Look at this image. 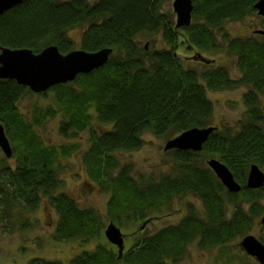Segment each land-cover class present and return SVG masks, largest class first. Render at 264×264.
Wrapping results in <instances>:
<instances>
[{"label":"trees","instance_id":"1","mask_svg":"<svg viewBox=\"0 0 264 264\" xmlns=\"http://www.w3.org/2000/svg\"><path fill=\"white\" fill-rule=\"evenodd\" d=\"M170 1L23 0L0 15V49H29L37 54L57 46L67 54L76 50L69 32L81 28V50H112L103 67L47 91L54 94L52 104L33 107L29 119L18 103L32 92L14 80L0 79V123L13 149L11 159H0L4 230L30 229L31 216L47 205L58 217L53 236L58 242L89 243L105 237L111 223L122 230L138 226L125 235L134 242L122 255L106 239L93 250L75 254L70 264H183L194 243L201 250L219 249L226 264H231L223 248L250 234L264 214V185L255 190L246 186L251 165L264 171V112L257 98L264 94V37L257 41L224 36L223 44L237 56L241 82L250 87L244 95L242 122L235 127L214 126L218 129L200 152L166 151L171 170L159 179L153 175L136 179L131 165L117 157L142 149L146 133L171 140L184 131L212 126L208 90L236 88L224 68L211 65L199 72L184 66L177 50L183 44L202 52L217 51L221 46L216 32L227 23L258 16L254 9L258 0H192V22L180 29L165 11ZM158 34L168 49L150 50L139 44L141 37ZM194 61L200 62L186 58ZM58 114L63 138L89 131L82 162L98 190L109 194L105 218L93 208L80 207L67 193H58L61 160L71 156L77 145H46L38 132ZM212 158L228 167L241 186L239 193L228 192L206 165ZM187 197L197 200L201 209L189 202L178 223L143 235L147 226L141 227L147 220L158 221L174 201ZM104 219L109 221L106 226ZM259 227L264 244L260 221ZM28 264L62 263L34 258Z\"/></svg>","mask_w":264,"mask_h":264},{"label":"rangeland","instance_id":"2","mask_svg":"<svg viewBox=\"0 0 264 264\" xmlns=\"http://www.w3.org/2000/svg\"><path fill=\"white\" fill-rule=\"evenodd\" d=\"M93 3L95 0H87ZM170 1L165 6V11L170 14L172 22L176 24V15L172 9ZM258 15V14H257ZM259 16V15H258ZM258 16H249L243 21L230 22L217 31V40L220 49L217 51L205 52L198 49L193 50L190 46L180 45L177 53L180 55L183 65L194 67L199 72L209 69L206 64L198 62H186V58L202 55L205 59L213 61L212 68H224L228 73V79L236 83V88L231 90L220 89L217 91L208 90L207 95L213 103L212 126L219 128L235 127L238 122L245 119L246 107L244 104V95L250 91L249 86H245L242 80V72L238 66L237 56L229 51L225 45L224 36L229 38H253L261 40L262 37L254 35L256 30H264L261 19ZM196 22V20H193ZM68 36L74 42L76 50L80 49L82 29L76 28L69 32ZM182 40V39H181ZM141 47L145 45L147 49L162 50L168 49L161 34L152 37H141ZM54 94H28L18 103L20 112L29 119L33 107H46L52 104ZM260 109L264 105V94L257 95ZM263 111V110H262ZM60 114L56 118L49 120L45 127L38 132L46 145H66L76 144L77 150L69 157L61 160L62 171L59 178L61 181L58 193H67L73 197L82 208H93L105 218L107 212V202L109 194L101 193L97 185L89 178L87 169L82 162V155L88 147L89 131L79 134H72L69 138H63L59 133V124L62 120ZM94 128H98L93 124ZM99 129V128H98ZM144 146L142 149L131 153L118 154L117 157L122 164H129L132 167V175L138 179L140 176L153 175L156 179L170 172L172 160L164 151L168 138H157L150 133L143 135ZM1 151V150H0ZM5 158L0 152V159ZM209 160V159H208ZM207 160V161H208ZM12 163V160H10ZM9 162V163H10ZM206 164V163H205ZM207 165V164H206ZM193 203L199 210L201 204L192 197L186 200H176L160 215L158 221L149 224L143 235L154 234L155 232L178 223L186 214V204ZM264 204V200L261 202ZM33 223L30 229L26 231L7 232L4 225L0 222V264H28L31 259L42 258L47 261H59L62 264H70V260L75 254L83 251L93 250L98 243L107 241L105 237L98 238L89 243L82 244L79 241L58 242L54 240V232L58 217L55 211L47 205H41L40 208L31 216ZM261 217L259 218L260 221ZM105 220V219H104ZM259 221L256 222L254 229L248 235H253L259 239L263 232L259 227ZM109 224L105 220V226ZM138 226L122 230L125 234L137 229ZM142 235V236H143ZM242 238L232 242L228 247L223 248L228 252L231 264H258L255 259L248 257L240 248ZM134 240L126 239L125 250H128ZM183 264H226V259L221 256L219 249L201 250L194 243L188 247L187 255Z\"/></svg>","mask_w":264,"mask_h":264},{"label":"water","instance_id":"3","mask_svg":"<svg viewBox=\"0 0 264 264\" xmlns=\"http://www.w3.org/2000/svg\"><path fill=\"white\" fill-rule=\"evenodd\" d=\"M23 0H0V15L21 4ZM173 12L176 15L175 29L188 27L192 22L194 5L192 0H174ZM254 9L264 19V0H258ZM255 35L264 37V30L254 31ZM111 49L97 52L74 50L67 54L60 53L57 46H49L40 53L29 49H0V79L14 80L20 86L28 88L34 94H43L51 88L73 82L79 75L90 74L107 64ZM195 60L209 64L211 61L198 54ZM264 112V105L262 108ZM218 128L209 126L193 128L167 141L164 151L182 150L200 152L209 136ZM0 150L7 159L13 156L11 143L6 135L4 126L0 123ZM222 185L230 193H239L240 184L235 180L228 167L219 160L212 158L207 161ZM264 185V171L258 165H251L247 175L246 186L249 189H259ZM152 220H147L143 229ZM264 224V215L260 219ZM108 242L118 248L122 255L125 249V235L115 224H109L104 232ZM240 248L246 255L254 258L258 264H264V244L255 236L247 235L240 242Z\"/></svg>","mask_w":264,"mask_h":264},{"label":"flooded vegetation","instance_id":"4","mask_svg":"<svg viewBox=\"0 0 264 264\" xmlns=\"http://www.w3.org/2000/svg\"><path fill=\"white\" fill-rule=\"evenodd\" d=\"M263 20H264V19H263ZM200 63H202V62L200 61ZM211 64H212V63H210V64H208V65L211 66ZM151 223H153V222H152V221L149 222L146 226L148 227V225L151 224ZM144 228H145V227H144ZM144 228H143V229H144ZM120 229H121V228H120ZM121 231H122V229H121ZM122 233H123V232H122ZM123 234H124V235H127V234H125V233H123ZM126 239H128V238H127V237L125 238L124 245H125V243H126Z\"/></svg>","mask_w":264,"mask_h":264}]
</instances>
